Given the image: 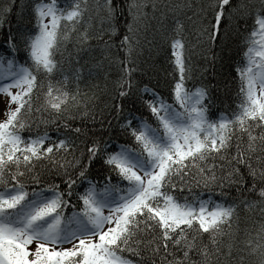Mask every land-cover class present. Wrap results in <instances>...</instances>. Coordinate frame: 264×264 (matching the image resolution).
<instances>
[{"label": "snow or ice", "instance_id": "6c2138e0", "mask_svg": "<svg viewBox=\"0 0 264 264\" xmlns=\"http://www.w3.org/2000/svg\"><path fill=\"white\" fill-rule=\"evenodd\" d=\"M0 33V264H264V0H0Z\"/></svg>", "mask_w": 264, "mask_h": 264}, {"label": "trees", "instance_id": "16d2710c", "mask_svg": "<svg viewBox=\"0 0 264 264\" xmlns=\"http://www.w3.org/2000/svg\"><path fill=\"white\" fill-rule=\"evenodd\" d=\"M13 23H15V17H13ZM2 38H3V34L0 33V40H2ZM94 82H96V81H94ZM98 83L100 84L101 87H103V85H104L103 78H101V79L98 81ZM221 98H223V94H222V93H221ZM225 102H227V101H225Z\"/></svg>", "mask_w": 264, "mask_h": 264}]
</instances>
